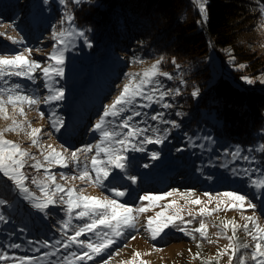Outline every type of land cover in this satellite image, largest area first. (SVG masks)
I'll return each instance as SVG.
<instances>
[{
	"label": "rangeland",
	"instance_id": "obj_1",
	"mask_svg": "<svg viewBox=\"0 0 264 264\" xmlns=\"http://www.w3.org/2000/svg\"><path fill=\"white\" fill-rule=\"evenodd\" d=\"M83 1L85 0H81V2ZM20 3L23 4L19 6ZM6 5V9H3L5 12H0V33L5 34L0 36V39L5 42V44L0 45V54L14 55L22 53L25 48H28L32 50L31 53L24 54L30 59L39 61L44 66L51 63L47 57L51 53L53 45L56 44L52 35L54 31L59 33L64 30L67 35L71 28H75L84 33L77 27L74 18L71 26L65 18L66 11L64 8L73 16L72 7L78 5L72 0H66L65 5H60L59 0H48L47 3L44 0H9ZM23 8L26 9L24 13L21 11L23 15L17 14L22 17L20 22L16 21L20 24H13L15 17L12 18V15L17 9ZM196 9L199 13L198 6ZM50 10H53V15L50 14ZM24 29H28L29 32H23ZM8 37L22 41V43L13 44ZM69 39L71 43L64 52V64L62 65L64 76L63 78H53L54 86L63 88L64 99L51 104L42 102L38 106H32L31 109L24 105L25 115L21 117L18 113L15 114L17 122L26 121L24 129L4 133V139L19 144L31 156H35L41 162H43L41 152L47 154L48 145H51L56 151H62V147H67L73 151L86 145H94L98 141V133H94L92 129L103 113L105 106L113 102L123 85L133 74H142L144 70L155 63L147 61L137 64L133 59V62H128V66L123 67L118 59L110 56L109 45H106L104 53L101 50L94 52L88 46V41L85 43V39L87 40L85 34L83 37L69 36ZM262 50H264V45ZM228 59L227 61H229ZM221 66L217 58H211L213 71L222 70ZM37 76L38 79L35 83L18 77H6L5 79L8 80L9 84H20L24 93L42 98L48 95V91L44 87L43 78L40 77L39 73ZM171 76H173L172 80L163 76H157L156 79L162 82L164 90H170V94L165 97L164 102L170 103L172 107L163 109L159 104H156L150 109H142L141 111H147L150 114L163 112L164 120L174 121L178 126L173 127L172 124L154 122L148 117L136 118L134 124L145 127L147 125L139 124V121L147 119L148 125L160 130L158 133H149L153 138L156 135L162 136L164 129H168V134L163 137L162 143L145 145L144 152L129 151L126 154V174L119 169L113 173V175L121 177L119 181L115 182L116 185L128 193L126 197L122 198V202L130 207L144 206L146 211L137 215L135 229L127 230L126 235L118 238L102 256H94L92 260L86 261V264H102L104 260H108V264H205V262L207 264H229L228 256L231 255V251L224 255H217L229 243L224 237L232 236L231 225L224 229L223 224L233 221L242 226L245 223L241 218L242 215H252L255 211L259 217V226L264 227V193H258L250 187V179H260L261 173H264V162L260 156L263 152L255 151L261 144H264V123L258 139L252 138L250 144L217 149V138L214 134L207 135L200 129L193 131L195 124L192 122L194 119L192 115L194 113L188 114V110L179 108V101L174 97L177 90L179 93L180 90H186L184 87L186 82L181 79L180 72ZM261 78H264V72L250 79L264 86V83L260 82ZM136 79H139L138 75ZM0 87H7V85L0 80ZM94 95H96V99ZM92 101L94 104H91ZM40 112L44 113L43 118L39 115ZM176 113H180V115ZM8 114L10 117L14 115L11 106H8ZM202 114L205 117V113ZM56 119L62 121V124L58 125L59 131L52 126V121ZM203 122L202 124H204ZM29 123L32 128L41 129L36 146L31 144V140L26 134L30 131L27 127ZM10 125L11 119L0 118V129ZM205 126L206 124L202 126V129L206 130ZM237 148L240 149L242 155L251 157L252 161L246 162L234 159L230 154L225 155V153H231ZM153 152L157 153L155 160L151 158ZM94 154L95 151L93 150L86 156L90 158ZM78 156L79 169L86 165L90 169V161L85 154L78 153ZM34 162L29 159L22 171L28 177L25 186L33 195L39 197V189L31 183V178L36 176L38 179H43L44 170L42 168L37 172L33 169L30 165ZM79 169L76 165L69 163L67 168L53 166L51 172L56 176V182L64 185L65 188L74 187L77 192L83 189V195L96 198L110 195L106 189L101 190L93 187L87 180L69 179L64 181L60 179L61 173L66 177L76 176ZM233 169H250L252 171L247 176H238L233 174ZM90 174L95 175L94 173ZM131 177H135L136 183L131 182ZM173 190H175L173 196L164 197L155 202L138 199L144 194L163 196V194ZM188 192L195 193L191 199L198 197L202 203L200 205L186 204L185 200L181 199L178 194ZM220 192L241 193L248 197L256 205V208L255 210L246 209L242 212L239 209L229 210L226 204H221L219 210L211 215H199L201 207H206L209 210L217 207V201L213 200L209 203L208 197L204 193L215 196ZM0 199L5 201L4 205H0V215L5 218L0 221V254L9 257L7 261H0V264H17L14 258L24 256L34 258V264H60L62 258L70 252L80 253L83 251L75 245L69 249H64L62 245H55L57 239L63 242L66 235L73 234L72 229L66 233L61 229L62 221L68 218L64 205L57 203L46 209L44 213L39 212L2 174H0ZM174 200L176 203L172 205ZM168 205L172 206L168 207ZM22 207L27 210L30 209L29 211L32 213L30 225L24 223L25 220L21 222L19 217L16 218L17 214L14 216L12 213L17 208L21 210ZM177 209L180 210L179 214L184 221L191 220L192 223L186 225L180 219H176L174 221L176 225L186 227L192 232L193 229L199 227L201 220H203L206 224V236L201 238L200 234L195 232L186 236L183 232L169 225L165 229L166 234L152 240L150 233L146 230L148 218H154L156 213L164 212L165 217L161 218L163 219L172 215ZM75 211L78 212L80 209ZM190 212L192 215H189ZM8 214L15 217L18 222L10 221ZM83 222L76 220L75 214L73 215V225ZM20 223H24L25 226L23 227V224ZM113 223L115 222L113 221ZM155 226L156 222L154 221L153 227ZM251 227L252 225L249 223V229ZM218 232H222L224 235L218 236ZM79 239L96 241V237L91 233L87 236H81ZM236 240L241 244L248 243L250 245L249 249H242L241 252L237 253V256L241 253H250L254 249V242L246 235L243 227L237 229ZM29 241L33 243L30 244ZM44 242L49 244L48 248L43 246ZM13 243L20 244L21 247L18 249L9 247ZM56 248H60L56 256L45 255L47 252L55 251ZM136 253H139V256H135ZM74 264H83V262L75 261ZM233 264H237L235 259ZM247 264H254L250 256Z\"/></svg>",
	"mask_w": 264,
	"mask_h": 264
},
{
	"label": "snow or ice",
	"instance_id": "obj_2",
	"mask_svg": "<svg viewBox=\"0 0 264 264\" xmlns=\"http://www.w3.org/2000/svg\"><path fill=\"white\" fill-rule=\"evenodd\" d=\"M45 3L48 0H44ZM75 4H80L81 0H72ZM60 5H65L66 0H59ZM193 3L198 6L199 13L203 19H207L206 4L207 0H193ZM262 17H264V9H261ZM65 18L71 26L73 16L70 12H65ZM63 22V21H62ZM4 33H0V36H4ZM53 39L56 40V44L53 45L51 53L48 55L47 60L51 63L42 64L34 59H30L24 53H31V49L25 48L22 53L14 55L0 54V80L4 82L7 87H0V118L8 120L11 119V125L4 129H0V174L24 195V198L28 200L32 207L39 212L44 213L50 206H54L57 203L65 206L67 219L61 223V229L66 233L69 229L73 230V234L66 235L65 240L62 242L57 239L55 245H62L64 249H69L72 245L82 249L80 253L76 251L70 252L65 255L60 264H74L75 261L83 262L92 260L94 256H102L104 252L113 245L116 240L126 235L127 230L135 229L136 218L139 213L146 211L144 206L130 207L126 203L122 202V198L126 197L128 193L122 188L116 185L115 182L119 181L121 177L119 175H113L116 169L125 172L126 174V154L129 151L132 152H144L145 145L159 144L163 142V137L168 134V129H164L163 135H156L155 138L149 135V133H158L160 130L148 125L147 119H142L139 124L147 125L141 127L134 124L136 118L148 117L151 121H159L163 124H172L173 127H177L174 121L164 120L163 112L149 113L147 111H141L142 109H150L153 105L159 104L163 109H169L172 107L170 103L164 102L165 97L170 94V90H164L162 82L156 79L157 76H163L168 80H172L171 76L167 72L160 70L161 60H157L150 68L144 70L142 74H133L131 78L123 85L122 90L115 97L110 105L105 106L103 113L99 116V119L93 126L92 131L98 133V141L94 145H86L83 148H79L70 151L67 147H62V151H56L51 145H48L49 151L47 154L41 152L43 156V162L38 160L35 156H31L30 153L23 149L19 144L4 139L5 132H16L24 129L26 121L17 122L15 114H19L21 117L25 115L24 105H27L30 109L32 106H38L42 102L44 104H51L53 102L62 101L65 97L63 88H57L54 86V77L63 78L64 68V52L68 49L72 37H83L82 31H77L75 28H71L70 33L66 35L64 30L59 33L53 32ZM12 40L13 44L22 43V41L13 40L12 37H8ZM85 43L87 40L85 39ZM59 45V47H58ZM91 47V44H88ZM175 63V61H173ZM240 68L245 67L239 65ZM37 73L43 78L44 87L48 91V95L42 98L34 95H28L21 89L20 84H9L6 77H18L23 78L33 83L38 79ZM139 79H136V76ZM245 81L251 84L253 81L245 77ZM261 83H264V78L260 79ZM176 95H179V91H176ZM193 96L197 93L194 91ZM8 106H11L14 113L13 116L8 114ZM140 109V110H138ZM180 115V113H176ZM41 118L44 117V113L40 112ZM62 124V121L56 119L52 121V126L59 131L58 125ZM27 127L30 129L27 132V136L31 140L33 146L38 145V136L41 133L40 128H32L29 123ZM95 151V154L90 158L86 156L87 153ZM255 151L264 152V144H261ZM85 154L89 159L91 168L86 165L84 168L79 169V156ZM231 155L234 159L251 162L252 158L247 155H242L239 148L231 153H225V155ZM153 160L157 159V153H151ZM35 161L30 166L39 172L42 168L44 170V178L38 179L36 176L31 178V183L39 189V197L33 195L29 188L25 186V181L28 177L24 174L22 169L28 160ZM69 163L74 164L79 169L78 175L66 177L63 173L60 175V179L67 181L69 179L85 181L96 188L101 190L106 189L110 195H103L101 198L91 197L83 195V189L78 192L74 187L65 188L64 185L56 182V176L52 174L51 168L57 166L59 168L69 167ZM46 165V166H45ZM252 170L233 169V174L238 176H247ZM90 173H94L92 176ZM250 179V177H249ZM108 183H105V182ZM131 182L136 183L135 177H131ZM51 185V186H50ZM250 187L258 193H264V173H261V178L256 180L250 179ZM172 192H167L163 196H153L144 194L138 197L140 201L155 202L164 197L173 196ZM63 194V195H60ZM181 199H184L186 204L200 205L202 201L197 197L191 199L195 193H179ZM208 197V202L213 200L217 201V207L214 209H207L201 207L199 215H211L213 212L218 211L221 204H226V207L231 209H239L242 212L246 209L255 210L256 205L245 195L237 192H220L215 196L204 193ZM66 197V199H65ZM176 201H172L174 205ZM5 201L0 199V205H4ZM172 205H168L171 207ZM80 209V211H75ZM180 210L177 209L172 215L165 217L164 212L156 213V216L150 217L147 220L146 230L150 233L151 239L156 240L165 233V229L172 225L178 231L183 232L186 236L191 235L192 232L199 233L201 238L206 236V224L201 220L199 227L190 232L186 227H180L176 225L174 221L180 219L184 224H191L192 221H184L180 216ZM75 214V219L84 221L81 224L73 225L72 219ZM189 215H192L190 212ZM86 218V219H85ZM245 223L241 226L235 224L233 221H228L223 224V228L227 229L230 225L232 227V236H225L224 238L229 241L225 249L219 252L217 255H224L231 251V255L228 256L229 264H233L234 259L237 264H247L248 257L254 264H264V227H260L256 212L253 211L252 215L241 217ZM5 218L0 215V221ZM193 219L195 217L193 216ZM113 221L115 223H113ZM154 221L156 226L153 227ZM249 223L252 225L249 229ZM243 227L244 232L254 242V249L250 253H241L237 256L238 252L242 249L247 250L250 248L248 243H239L236 240L237 229ZM93 234L96 237V241L93 242L90 239L81 240V236H87V234ZM218 236H223L224 233L218 232ZM133 239L135 237H132ZM29 243H33L29 241ZM45 248L49 247V244L44 242ZM11 248L18 249L20 244H11ZM38 251V249H35ZM159 251V249H156ZM60 251V248H56L55 251L45 253L46 256H56ZM139 256V253L134 254ZM198 255V254H197ZM9 257L7 255L0 254V261H7ZM17 264H34V258L32 257H18L14 258ZM102 264H108V260H104ZM207 264V262H205Z\"/></svg>",
	"mask_w": 264,
	"mask_h": 264
},
{
	"label": "trees",
	"instance_id": "obj_3",
	"mask_svg": "<svg viewBox=\"0 0 264 264\" xmlns=\"http://www.w3.org/2000/svg\"><path fill=\"white\" fill-rule=\"evenodd\" d=\"M7 3L0 0V12ZM261 9L264 0H207L205 20L192 0H85L72 7V13L94 52L104 53L109 45L110 56L123 67L133 59L137 64L161 60V71L180 72L186 90L174 96L179 108L194 113L193 131L214 134L220 149L248 145L263 128L264 86L245 81L264 72ZM21 11L26 9L12 15L13 24H20L16 21L22 20L17 15H23ZM211 58L219 60L222 70H212ZM260 156L264 162V152ZM29 210L12 213L30 225ZM16 218L9 217L18 222Z\"/></svg>",
	"mask_w": 264,
	"mask_h": 264
}]
</instances>
